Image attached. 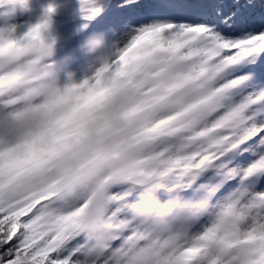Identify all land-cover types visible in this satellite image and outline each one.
<instances>
[{
    "label": "snow or ice",
    "instance_id": "snow-or-ice-1",
    "mask_svg": "<svg viewBox=\"0 0 264 264\" xmlns=\"http://www.w3.org/2000/svg\"><path fill=\"white\" fill-rule=\"evenodd\" d=\"M28 5L0 0L9 18ZM68 6L65 20L80 23L67 39L90 63L78 82L55 79L72 58L54 59L55 5L0 28V109L39 111L47 77L55 94H90L79 133L59 145L37 154L26 138L0 141V264H264V0ZM77 161L110 185L102 257L82 233L85 202L57 199Z\"/></svg>",
    "mask_w": 264,
    "mask_h": 264
},
{
    "label": "clouds",
    "instance_id": "clouds-1",
    "mask_svg": "<svg viewBox=\"0 0 264 264\" xmlns=\"http://www.w3.org/2000/svg\"><path fill=\"white\" fill-rule=\"evenodd\" d=\"M60 80L59 74L55 76ZM52 77H47L38 83L35 90L41 94L47 93L52 99L39 111L28 103L19 110V115L0 109V141L16 143L21 139L27 140L22 149L27 153H39L42 149L51 148L62 143L70 136L79 133L85 115L88 111L90 94H82L78 88H70L63 94H55L51 83ZM132 98L122 97L120 104L128 107L133 103ZM30 133V134H29ZM107 142V141H106ZM92 146H95L93 141ZM82 161L73 164L70 172L65 174L57 185V199L61 205L83 200L86 206L79 214L82 233L88 244L97 242L99 246L93 253L102 257L106 251L103 240L107 229L106 216L107 189L109 184L103 181V170L97 167L81 168ZM158 201L151 205L155 208ZM47 212V207L42 209ZM132 219L145 223L143 206L139 203L130 209Z\"/></svg>",
    "mask_w": 264,
    "mask_h": 264
},
{
    "label": "rangeland",
    "instance_id": "rangeland-1",
    "mask_svg": "<svg viewBox=\"0 0 264 264\" xmlns=\"http://www.w3.org/2000/svg\"><path fill=\"white\" fill-rule=\"evenodd\" d=\"M46 0H29V5L27 10H24L23 12L17 11V13L15 14L14 17L9 18L3 15V10L0 9V28L4 27L6 23L8 22H16V21H28V18L32 17V12L33 10L36 8L37 5L41 4L42 2H45ZM74 3V0H73ZM71 11V9L69 8V6L66 8V13L69 14V12ZM51 31V30H50ZM53 34V33H52ZM54 36V35H53ZM55 37V36H54ZM56 39V54L54 59L56 60H60L62 59L66 54H69L67 52V50H65L63 44L55 37ZM83 61V57L79 56L78 59L74 60V59H70L65 68L64 71L59 73V77H60V83L64 84L68 82V77L69 75H71L72 81L73 82H78L81 79H83L86 75L89 74V70H90V65H87L85 67H78V63H82Z\"/></svg>",
    "mask_w": 264,
    "mask_h": 264
},
{
    "label": "bare ground",
    "instance_id": "bare-ground-1",
    "mask_svg": "<svg viewBox=\"0 0 264 264\" xmlns=\"http://www.w3.org/2000/svg\"><path fill=\"white\" fill-rule=\"evenodd\" d=\"M64 6H66V3H65V2H64V5H63V7H64Z\"/></svg>",
    "mask_w": 264,
    "mask_h": 264
}]
</instances>
